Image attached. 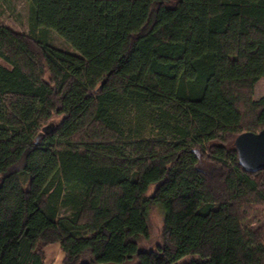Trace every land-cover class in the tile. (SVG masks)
Masks as SVG:
<instances>
[{"label":"trees","instance_id":"16d2710c","mask_svg":"<svg viewBox=\"0 0 264 264\" xmlns=\"http://www.w3.org/2000/svg\"><path fill=\"white\" fill-rule=\"evenodd\" d=\"M24 1L26 32L0 23V264H264V168L234 146L264 129V0Z\"/></svg>","mask_w":264,"mask_h":264},{"label":"rangeland","instance_id":"374dc122","mask_svg":"<svg viewBox=\"0 0 264 264\" xmlns=\"http://www.w3.org/2000/svg\"><path fill=\"white\" fill-rule=\"evenodd\" d=\"M27 5L24 0H6L0 6V23L16 31H27ZM48 36L51 38V42L62 49L70 52H76L68 43H66L58 35L49 32ZM0 63H5L0 60ZM264 94V77L260 78L254 86L253 97L257 98ZM153 134L152 129L149 127L144 130L145 136H151ZM151 191V190H150ZM148 225L149 234L148 237H143L138 240V246L144 250H156L157 246L162 241L163 231V212L158 207H151L148 211ZM264 225V210L255 208L252 215L246 220L245 226L247 228L254 229L258 226ZM57 244L50 245L46 248V262L50 263V256L53 249L58 248ZM192 258H196L195 255H189L184 257L179 263H185ZM130 264V263H128Z\"/></svg>","mask_w":264,"mask_h":264},{"label":"water","instance_id":"95a60500","mask_svg":"<svg viewBox=\"0 0 264 264\" xmlns=\"http://www.w3.org/2000/svg\"><path fill=\"white\" fill-rule=\"evenodd\" d=\"M234 146L238 163L244 171L254 173L264 168V129L237 135Z\"/></svg>","mask_w":264,"mask_h":264},{"label":"crops","instance_id":"0c3cea01","mask_svg":"<svg viewBox=\"0 0 264 264\" xmlns=\"http://www.w3.org/2000/svg\"><path fill=\"white\" fill-rule=\"evenodd\" d=\"M49 247V246H48ZM58 247V246H56ZM62 258V253L58 248L53 249L51 256H50V263L49 264H59L60 260Z\"/></svg>","mask_w":264,"mask_h":264}]
</instances>
